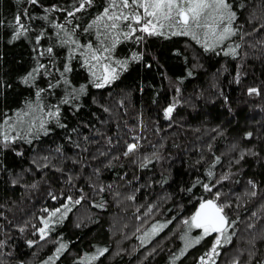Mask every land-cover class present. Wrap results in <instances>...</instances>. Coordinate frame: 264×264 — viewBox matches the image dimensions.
<instances>
[{"label": "trees", "instance_id": "trees-1", "mask_svg": "<svg viewBox=\"0 0 264 264\" xmlns=\"http://www.w3.org/2000/svg\"><path fill=\"white\" fill-rule=\"evenodd\" d=\"M78 2L0 0V131L15 124L10 138L20 137L0 142V264H201L215 234L185 249L190 237L184 221L216 192L236 221L216 264H264V0H230L237 34L214 51H205L202 29L200 43L191 36L121 38L104 61L117 67L118 78L103 88L91 82L81 50L62 45L64 32L54 27L64 24L81 45L100 47L102 27L85 29L105 0L68 17ZM25 10L33 17L23 20L28 31L13 40L14 17L23 18ZM49 46L53 54L39 56L37 49ZM134 52L143 59L131 61ZM118 60L129 61L126 71ZM37 61L51 75L42 73L34 86L25 85L22 79ZM66 63L73 69L67 85L60 76ZM96 72L102 74L103 67ZM250 88L259 94L249 95ZM37 89H43L39 100ZM172 104V117L165 119ZM56 107L58 122L46 115ZM17 112L29 113L23 123ZM128 143L138 148L125 156ZM204 183L213 191L206 192ZM44 220L49 229L41 239ZM153 225L164 229L148 241L145 233ZM61 244L65 249L56 259ZM105 248L103 256L89 259Z\"/></svg>", "mask_w": 264, "mask_h": 264}, {"label": "snow or ice", "instance_id": "snow-or-ice-1", "mask_svg": "<svg viewBox=\"0 0 264 264\" xmlns=\"http://www.w3.org/2000/svg\"><path fill=\"white\" fill-rule=\"evenodd\" d=\"M27 2L31 5H37L39 0H17V3ZM95 0H79L78 6H74L73 11H68V17H75L76 13L86 10L94 4ZM60 9L53 8L51 11H57ZM49 11V9H45ZM33 17L27 14V10L24 11L23 18L21 15L17 14L14 17V24L12 25L14 30L13 40L19 39L24 36L28 28L23 22L24 19H32ZM47 19V16L43 17ZM237 19L236 11L233 10V5L230 0H105L102 5V11L96 15L95 19L91 24L87 26L85 31L92 30L93 28L101 29L104 35V39L101 40L99 48H94L92 43H88L86 46L81 45L78 41L72 39L71 33L65 29L64 24H56L55 28L64 32L65 39H61L62 45H74L75 49L81 50L80 54L84 56L83 63L89 67L91 76L93 77L92 83L96 88H103L106 85L111 84L118 78L117 67L113 66L111 63H104V61L111 60V53L116 48V46L123 40H134L136 42H142L145 36H159L165 39L170 36H191L193 40L198 43L201 42V32L198 30H204L203 35V47L205 51H214L215 47L222 44L225 40L237 34V30L234 29L233 24ZM71 23V20L67 21ZM2 23V22H0ZM75 27V26H74ZM261 27H264L262 25ZM141 33L142 35H137ZM60 35V32H57ZM98 38L100 32H98ZM43 39V33L36 37V44L40 45ZM105 41H110V46L105 44ZM237 48L239 45L236 46ZM38 51L39 56H44L45 54L51 56L53 54V47L49 46L43 51ZM233 56L236 55V48L230 49ZM107 53V55H105ZM228 55L229 52H225ZM72 56H69L71 59ZM143 59L142 54L133 53L131 56V61L139 62ZM115 64L122 70H127L129 61H115ZM149 67L151 65H148ZM98 67H103L102 74H97L96 69ZM72 67L66 63L63 70L60 72V76L63 78V83L67 85L68 79L66 77L67 73L72 71ZM51 75L47 71L46 65L39 63L37 61V66L34 67L26 76L23 77L22 82L28 86H34L37 75L40 74ZM190 74V73H189ZM59 83V82H58ZM57 84L50 83L49 88H55ZM43 89H37L35 96L37 100L41 97V92ZM179 91V90H177ZM249 95L259 94V90L256 88H250ZM80 94L85 92V87L81 86L78 90ZM75 98V93L72 94ZM62 103H68V99L65 98L61 101ZM176 104H172L165 108L164 117L165 119H171L172 114L175 110ZM31 108V105H29ZM107 110V109H106ZM35 111V109H32ZM28 112H17L18 123H23L24 117L28 116ZM47 116L57 119L59 117V108L56 107L55 111H48ZM5 125H9V120H4ZM33 126H35L33 124ZM39 127L43 129L45 127V122L40 121ZM63 127V125H61ZM16 125L10 124L7 129L0 131V142L4 145L14 142L15 139L20 138L19 133L15 137H11L9 133L15 131ZM30 131V130H29ZM252 134L248 133L247 137L251 138ZM138 148L136 143H128L126 146L125 156L133 153ZM241 159L244 158V154L241 155ZM219 158L217 157V162ZM239 162V161H237ZM143 166V165H142ZM208 176L212 177V171L208 172ZM224 180L228 179L227 176L223 177ZM249 184L253 188L256 187L254 182L249 181ZM195 186V185H194ZM202 187L206 192H212L214 186H209V184L204 183ZM103 191V189H101ZM191 191V189H189ZM253 196L256 195L255 191L251 193ZM133 199V197H129ZM70 203L78 204L79 200L72 201L71 197L68 198ZM102 207V205H100ZM231 205L226 202L220 201V193H214V198L202 199L199 208L195 214L190 218V220H185L184 224L189 226V229L195 228L202 230L201 235L196 237L191 243L197 244L205 237L209 235L214 236V243L209 252L205 253L203 257L200 258L201 264H216L215 257H218L221 253L218 249L224 247L226 244L231 243L232 236L234 235V225L236 221L230 220L226 213V209L230 208ZM64 208H68V204L64 205ZM70 210V209H69ZM57 209L56 212H59ZM151 211V209H149ZM56 212L51 213V216H55ZM255 215V213H253ZM44 224L43 228H40L41 239L45 238L46 230L49 229L48 220L42 221ZM164 225H153L151 231L153 234L163 228ZM23 231V229H21ZM148 233H145L147 236ZM185 239H187L185 237ZM143 242V239H142ZM31 245V242H29ZM191 244H185V249L190 247ZM2 247V245H0ZM65 249V245L61 244L56 249V259L59 258ZM107 252V249H98V255L92 256L89 259L95 261L99 256H103ZM51 259V258H50ZM179 259V257H176ZM47 264V262H46ZM52 264H55L54 259ZM83 264V262H81ZM174 264V262H173ZM233 264H239V261H234Z\"/></svg>", "mask_w": 264, "mask_h": 264}, {"label": "rangeland", "instance_id": "rangeland-1", "mask_svg": "<svg viewBox=\"0 0 264 264\" xmlns=\"http://www.w3.org/2000/svg\"><path fill=\"white\" fill-rule=\"evenodd\" d=\"M163 229H164V227H163V228H160V230H159L158 232H156L155 234H153V233H148L147 240L149 241V239H151L154 235L159 234ZM192 230H193V229H189V228H188L187 232L189 233L188 236H189L190 238H187V239H186V242L189 243V244H191V246L195 245V244H192L191 242H192L196 237L199 236V235H195V234H193V233H192ZM200 235H201V234H200ZM191 246H190V247H191ZM188 248H189V247H188Z\"/></svg>", "mask_w": 264, "mask_h": 264}, {"label": "water", "instance_id": "water-1", "mask_svg": "<svg viewBox=\"0 0 264 264\" xmlns=\"http://www.w3.org/2000/svg\"><path fill=\"white\" fill-rule=\"evenodd\" d=\"M198 208H199V207H198ZM198 208H197V209H198ZM196 211H197V210H196ZM198 230H199V229H198Z\"/></svg>", "mask_w": 264, "mask_h": 264}]
</instances>
